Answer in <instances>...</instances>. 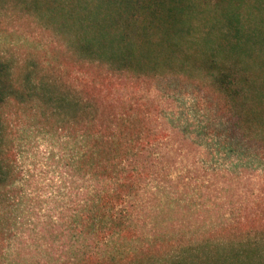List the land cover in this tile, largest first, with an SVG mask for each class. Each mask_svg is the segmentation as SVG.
Returning <instances> with one entry per match:
<instances>
[{
	"label": "trees",
	"instance_id": "trees-1",
	"mask_svg": "<svg viewBox=\"0 0 264 264\" xmlns=\"http://www.w3.org/2000/svg\"><path fill=\"white\" fill-rule=\"evenodd\" d=\"M6 6L46 20L65 47L53 68L0 55V187L18 179L12 114L65 133L72 176L86 183L69 217L71 264H264V193L238 194L225 221L194 240L143 231L148 199L191 178L169 166V136L150 129L148 105L113 96L127 79L140 88L186 78L202 95L216 154L236 169L259 164L264 176V0H0ZM230 168L203 177L216 189L220 177L242 179Z\"/></svg>",
	"mask_w": 264,
	"mask_h": 264
},
{
	"label": "rangeland",
	"instance_id": "rangeland-1",
	"mask_svg": "<svg viewBox=\"0 0 264 264\" xmlns=\"http://www.w3.org/2000/svg\"><path fill=\"white\" fill-rule=\"evenodd\" d=\"M63 42L50 23L33 13L17 6L0 9V55L19 66L29 60L52 68L63 64ZM127 81L130 87L113 96L148 105L150 129L169 136L162 146L170 155L169 166L191 178L187 187H168L148 199L139 215L145 233L194 240L225 221L238 194L264 193L259 164L236 169L234 159L216 154L218 148L207 141L205 114L199 107L202 95L192 82L166 77L138 88L134 80L122 84ZM12 115L10 146L18 179L0 187V264H71L69 217L81 205L86 184L79 174L72 176L71 145L65 133L49 127L48 132L35 117ZM223 164L242 179L227 185L223 183L228 178L220 177L216 189L203 174ZM199 166L206 171H196Z\"/></svg>",
	"mask_w": 264,
	"mask_h": 264
}]
</instances>
